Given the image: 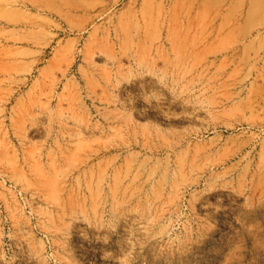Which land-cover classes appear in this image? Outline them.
Here are the masks:
<instances>
[{"label": "rangeland", "instance_id": "374dc122", "mask_svg": "<svg viewBox=\"0 0 264 264\" xmlns=\"http://www.w3.org/2000/svg\"><path fill=\"white\" fill-rule=\"evenodd\" d=\"M0 264H264V0H0Z\"/></svg>", "mask_w": 264, "mask_h": 264}]
</instances>
